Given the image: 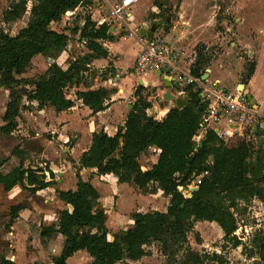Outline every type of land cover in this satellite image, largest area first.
Listing matches in <instances>:
<instances>
[{"label":"trees","instance_id":"16d2710c","mask_svg":"<svg viewBox=\"0 0 264 264\" xmlns=\"http://www.w3.org/2000/svg\"><path fill=\"white\" fill-rule=\"evenodd\" d=\"M26 1L12 2V8L4 14V22L18 21L25 12ZM31 3L30 21L24 28L13 37L0 32V88L8 91L0 127L2 135H9L16 129L23 97L36 103L38 110L49 107L61 112L74 107L75 100L65 98L66 89L79 83L92 60L106 57L102 43L113 37L106 25L96 28L93 23L85 22L79 40L84 42L86 54L70 62L66 70L51 64L40 77L30 82L32 91L27 93L19 85L28 82L16 77L26 72L33 57L56 56L66 49L67 36L50 30L49 26L81 7L83 0H31ZM199 67L198 63L191 66L189 74L201 78L204 69L201 71ZM253 68L247 70V79L252 76ZM144 91L141 86L135 87L134 101L123 129L113 137L102 132L92 136L89 149L79 159V166L95 170L100 181L114 177L118 184H132L141 192L149 184L159 187L169 199L165 213L132 214L131 228L114 235L113 241L108 242L101 197L89 182L81 181L76 175L75 191L57 193L58 200L68 205L71 212H60L56 228L41 227L38 233L41 240H47L55 233L64 239L60 254L52 257L50 264H66L81 251L93 259V264H117L122 260L135 262L145 256L144 247L151 242L160 244L163 256L168 257L172 255L170 248L185 243V234L196 222L216 224L236 248L240 242L234 235L237 222L230 212L233 205L225 206L224 202L232 200L233 196L243 199L251 196L264 202L260 193L251 192L250 185L254 174L264 167L262 149L254 150L238 137L222 141L212 132H207L197 147L192 139L202 108L191 87L184 89L186 105L171 109L161 121L146 115L149 103L143 96ZM75 96L76 101L93 114L102 112L108 100V93L103 90L81 92ZM149 147L159 151L157 161L150 170H142L137 159ZM254 156L257 160L255 171L251 169ZM204 170L208 171V176L202 179L191 198L184 199L177 188L188 186L187 180ZM49 175L52 178V174ZM44 179V176H37L32 170L19 166L7 175L0 173V187L9 192L17 185L24 188L26 183L30 187L28 192L35 193L52 185L51 182L44 183ZM21 209L20 205L10 207L6 229L17 219ZM252 244L264 264V237L258 235ZM0 264L14 263L2 258Z\"/></svg>","mask_w":264,"mask_h":264},{"label":"crops","instance_id":"0c3cea01","mask_svg":"<svg viewBox=\"0 0 264 264\" xmlns=\"http://www.w3.org/2000/svg\"><path fill=\"white\" fill-rule=\"evenodd\" d=\"M183 2L178 13L179 17L183 13L182 6L187 0H183ZM29 3L31 5L26 7L25 15H29L32 6V3ZM75 12L76 10L67 16L69 17ZM131 20L134 21L132 14ZM112 34L115 40L121 36L116 32H112ZM9 36L13 37L10 34ZM122 40L124 39L119 38L118 42L104 41L102 47L105 48L106 57L92 60L86 66L87 70L82 74L79 83L66 89L65 98L75 100L74 107L61 112H56L49 107L38 110L36 103L27 101L26 104H21L18 110L16 129L9 135L0 133V173L2 175H7L22 166L23 169L32 170L37 176H44V183H52L50 187L35 193L28 192L30 187L26 183H24V188L17 185L9 192H4L0 187V259L4 258L14 264H41L39 256L48 254V257L52 258L60 254L64 239L59 234L55 233L49 239L41 240L38 233L41 227L55 226L56 228L57 216L60 212H71L68 205L58 200L57 193L75 191L76 175L81 181L89 182L94 188L95 185L92 181L103 186L104 189L106 187L109 192L115 193L118 200L123 202L128 197L136 198L141 193L132 184H118L114 177L100 181L96 177L95 170L81 169L78 165L81 155L89 149L94 134L102 132L108 137H113L118 130L123 129L134 101L133 94L136 86L145 89L143 96L149 103V108L146 110L148 117L159 116L163 120L168 112L175 108L177 99L185 100L186 105L185 92L181 88L167 87V84L157 74L139 76L132 72L138 46L133 40V43L130 39L125 42H121ZM36 62L40 63L39 69H41V74L38 77L51 64L55 63L62 70H66L70 63L61 59L59 54L55 59H51V56L38 55L31 60L30 69L34 68ZM181 69L184 72L189 71V64ZM25 74L16 77V79H27L24 77ZM261 75L258 69H254L246 93L253 101V106L256 107L259 114L264 116V77ZM204 76H206L204 80L220 84L218 80L209 77L208 74ZM27 77L32 76L27 74ZM260 86H262L261 91H259ZM98 90L108 93V100L105 102V109L102 112L93 114L87 107L76 101L77 93ZM0 93L1 101H3L0 112L2 114L1 127L5 105L8 101V91L0 88ZM28 104L32 109L31 112L25 108V105ZM257 149H262L264 153L263 137L262 143ZM158 154L157 149L149 147L137 159L140 168L150 170L156 163ZM73 165L77 167L74 170L71 168ZM49 174H52V178ZM99 194L102 197L101 193ZM144 197L155 202L150 194H144ZM163 198L166 202L168 201V198ZM252 198L251 203L245 206L246 209H252L255 205L264 214V202L256 197ZM101 200L103 201V198ZM16 205H20L22 209L18 212L17 219L6 229L5 226L9 221V209ZM106 224L105 227L108 229ZM34 235L35 238H32ZM262 236L264 237V224ZM81 254L86 253L83 251L75 253L66 261V264L74 262L76 256Z\"/></svg>","mask_w":264,"mask_h":264},{"label":"rangeland","instance_id":"374dc122","mask_svg":"<svg viewBox=\"0 0 264 264\" xmlns=\"http://www.w3.org/2000/svg\"><path fill=\"white\" fill-rule=\"evenodd\" d=\"M14 1L18 0H0V32L11 36L30 21L29 15H25L26 7L31 5L29 3L31 0H27L28 5L26 4L20 21L4 22V14L12 8L11 4ZM105 1L107 6L99 7L89 4L88 0H83L82 6L77 8L74 14L68 17L67 15L70 14L68 13L58 23L50 24V29L59 34H67V47L59 53L61 59L69 63L86 54L84 42L79 40V32L87 21L93 23L96 28L99 27L96 22L106 15V7L117 2V0ZM182 3H184L183 0H138L131 9L134 20L131 28L142 26L146 32L163 40L168 46L181 53V67L189 64L190 69L198 63L200 70L204 69V75L208 74L209 77L218 80L223 88L230 91L239 86L247 90L249 79L246 73L253 66V71L258 69L264 77V0H187L182 6L183 13L179 17ZM119 38L124 39L121 42L128 41V38L122 35ZM119 38L115 40L112 37L108 41L118 42ZM130 41L133 43L131 39ZM55 57V54L51 55V59ZM39 68V62L34 64L33 69L29 67L24 75L27 79H22L28 83L19 85V88H25L27 93L31 91L32 87L29 84L41 74ZM27 74L32 77H27ZM261 89L262 86L259 91ZM1 99L0 93V112L3 104ZM26 102V98H22L21 104ZM25 106L30 112L32 111L29 104ZM1 116L0 113V122ZM262 154L264 155L263 152ZM251 164V169L257 170L256 156ZM71 168L74 170L77 167L73 165ZM254 175L250 181L251 192L260 193L264 198V167ZM193 180L195 177H190L187 180L188 184ZM92 183L103 198L101 208L106 217L105 224L107 223L106 226H108L106 236L108 242L113 241L114 235L124 233L131 228L132 214L165 213L169 204V199L167 202L164 200L162 190L154 185H149L141 193L139 192L136 198L128 197L123 202L106 187L104 189L95 181ZM144 194L152 195L155 202L144 197ZM252 200L251 196L244 199L233 196L232 200L226 199L224 202L225 206L233 205L230 212L237 222V231L234 235L240 242L239 247L235 248L232 241L224 237L216 224L196 222L185 234V243L169 249L171 256L164 257L161 245L151 242L144 247L145 256L140 260L135 262L122 260L117 264H262L252 241L263 233L264 214L255 205L252 209H246L245 206ZM121 211L122 214H120ZM33 237L35 238V235ZM25 256L27 257L26 254ZM39 258L41 264H50L51 258L48 254ZM93 262L87 254H81L69 264H93Z\"/></svg>","mask_w":264,"mask_h":264},{"label":"built area","instance_id":"2783aa9c","mask_svg":"<svg viewBox=\"0 0 264 264\" xmlns=\"http://www.w3.org/2000/svg\"><path fill=\"white\" fill-rule=\"evenodd\" d=\"M88 1L99 7L107 6L105 0ZM137 2L138 0H117L113 5L106 7V15L96 22L98 26L106 25L110 33L116 32L136 43L139 50L132 72L139 76L159 74L163 82L168 83L170 87L181 88L183 91L191 87L192 93L197 96L198 105L202 108L198 128L192 139L197 147L205 134L212 132L222 141L238 137L257 149L258 137L255 133H264V116L249 103L243 86L230 91L217 82L204 80V75L195 78L189 71L184 72L180 67L181 53L178 50L157 37L142 35V26L131 28V9ZM153 119L161 121L159 116ZM206 176L208 171L204 170L188 186L178 187L177 191L184 199L191 198Z\"/></svg>","mask_w":264,"mask_h":264},{"label":"water","instance_id":"95a60500","mask_svg":"<svg viewBox=\"0 0 264 264\" xmlns=\"http://www.w3.org/2000/svg\"><path fill=\"white\" fill-rule=\"evenodd\" d=\"M142 35H145V34H147V35H151V33H149V32H145L144 30H141V32H140ZM157 76H159V74H157ZM205 77L206 76H203V79H205ZM167 85V87L169 86L168 85V83H166ZM247 96V99H248V101H249V103L251 104V105H253V101L251 100V98L248 96V95H246ZM184 105H185V100H183V99H177L176 101H175V108L176 109H181V108H183L184 107ZM256 136L258 137V139H257V144H256V147L258 148V147H260V145H261V143H262V137L264 136V133L262 132V131H257L256 133ZM198 147H200V144L198 145Z\"/></svg>","mask_w":264,"mask_h":264}]
</instances>
